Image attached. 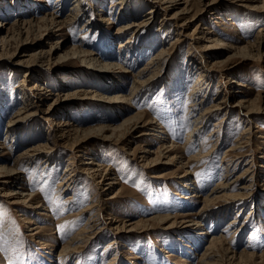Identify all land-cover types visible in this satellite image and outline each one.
Returning a JSON list of instances; mask_svg holds the SVG:
<instances>
[{
    "label": "rangeland",
    "instance_id": "rangeland-1",
    "mask_svg": "<svg viewBox=\"0 0 264 264\" xmlns=\"http://www.w3.org/2000/svg\"><path fill=\"white\" fill-rule=\"evenodd\" d=\"M117 1L82 0L80 12L86 14H79L75 24L51 34L43 18L32 28L14 35L4 48L6 53L0 54V163L12 167L17 154L39 143L52 148L32 162L21 161L17 165L19 178L12 180L15 184H0V264H108L112 258L114 264H264V45L252 52L247 47L256 35L264 34V30L261 31L264 29V7L256 10L250 7L262 2L214 0L215 9L200 11L203 2L212 0H191L190 10L181 14L182 19H187L185 26L175 27L168 16L183 7L182 0L168 9L163 3L127 0L123 10ZM22 2H30V10H25V14L16 10ZM73 5L74 0H0V19L6 18V27L16 19H38L45 13L48 16L57 11L62 19L71 13ZM152 5L156 12L151 20L137 28L134 25L129 45L119 46L131 32L121 35L117 28L128 21L140 22ZM121 12H127L128 17ZM196 24L210 28L212 39L237 49L245 48L256 56L249 58L237 49L229 53L220 48H212L205 54L206 41L190 38L200 37L196 30L202 27L194 30ZM56 41L57 49H50ZM76 46L96 53L92 56L97 57L107 46L106 51L113 52L116 58L100 57L99 60L118 66L109 74L89 70L84 66L86 63L72 54L56 60L58 54ZM138 46L144 49L140 54ZM161 49L164 51L155 77L142 86L135 84L133 89L135 75ZM39 51L51 62L32 66V72L27 71L25 65L13 64L26 58L33 61ZM10 52H14L13 56H9ZM213 61L221 62L212 64L207 70L199 67ZM25 71L27 76L24 77ZM149 72L146 71L142 79L150 75ZM199 72L211 86L208 94L199 92L196 97L204 102L200 104L201 110L217 102L225 91L233 95L221 109L213 112L206 126H198L199 139L191 142L186 138L190 125L188 117L193 114L189 111L193 109L190 92ZM24 79L27 81L21 85ZM231 79L241 85L230 82ZM61 80L65 84L63 87L59 86ZM112 80H117L119 85H112ZM34 82L52 93L46 100L36 99V107L16 116L23 101L32 100L28 88ZM77 89L95 91L109 99L54 101L58 93ZM23 92L25 99H21ZM114 96L121 100L113 99ZM239 100L243 105H238ZM51 103L53 111L47 120L42 110ZM248 109L253 112L245 116ZM136 112H143L142 119L155 121L147 131L149 134L140 135L141 127L129 134L110 130ZM53 119L61 124L69 122L62 126L69 132L67 137L58 138L54 146ZM9 121L14 126L10 132L7 131ZM214 122H219L216 127ZM100 125L109 128L103 132H89ZM214 130L218 131L211 134ZM219 135L215 153L210 157L209 150ZM77 139L80 145L74 150L80 153L73 155L92 157L102 165H89L110 169L117 182L113 188L102 190L105 188L102 180L96 184L87 173L75 170L71 173L74 182L69 189L56 192L58 183L65 178L68 157L74 152L70 144ZM237 141L240 148L227 151ZM163 143L175 147L160 157V162L144 166ZM145 150L152 153L145 154ZM226 151L234 155L230 157L234 161L226 177L230 186L211 194L218 181L225 180L220 159ZM207 152L208 159L189 161ZM142 155L146 160H141ZM166 156L174 159L166 160ZM45 160L49 161L44 164ZM80 162L81 157L75 158L73 168H80ZM187 168H194L193 173L181 181L180 175ZM7 188L28 193L27 198L32 197L31 204L27 200L13 202L19 197L4 195ZM238 192L247 195L234 200L224 197ZM114 193L117 197L109 199ZM68 196H71L70 203L65 200ZM207 196L210 200L206 203ZM92 202L95 206L86 209ZM102 204H105L104 209L93 216ZM229 204L232 206L228 207ZM109 213L115 221L109 220ZM161 215L175 217L159 219ZM90 216L94 221L89 226L93 227L85 234L104 226L99 232L100 238L92 237L85 244L72 241L71 237L86 226ZM186 218H193L201 226L182 222ZM29 219L42 227L37 238L44 245L30 235L34 224L27 223ZM232 221L236 227L242 226L240 232L232 233L235 228ZM117 225L123 230L114 229ZM130 228L133 230L128 232ZM211 237L220 240L228 250L221 253L214 252L215 248L210 250ZM111 240L116 244H111ZM67 246L76 251L58 257L59 251ZM206 249H209L208 256H202ZM246 252L254 256H243Z\"/></svg>",
    "mask_w": 264,
    "mask_h": 264
},
{
    "label": "bare ground",
    "instance_id": "bare-ground-1",
    "mask_svg": "<svg viewBox=\"0 0 264 264\" xmlns=\"http://www.w3.org/2000/svg\"><path fill=\"white\" fill-rule=\"evenodd\" d=\"M125 1H127V0H118L117 1V3L120 4V10L125 5L124 4ZM182 1L184 2L183 7L181 9H178V10L174 11L173 13H171L168 16V18H170V20L173 21L175 27H178V26L183 27V26H185L187 19L186 18H183L182 19V16L183 15H181V14L182 13H185V12H188L190 10V6L191 5L189 6V4L191 3V0H182ZM243 1H248V0H243ZM258 1H261L262 4L261 5H252V6H250L253 10H256V9H259V8L264 7V0H250L249 2H258ZM149 2L163 3V4L166 5L165 9H168L171 6L178 5L179 0H153V1L152 0H149ZM81 3H82V0H74L73 8L70 9L71 10V13L67 14L62 19H61V14L59 15L58 14V11L56 12V14H54L55 12L54 13L53 12L52 13H49L48 16H45L47 14V13H45L44 16L39 17L38 19H36L34 17L33 18H27V19L26 18L25 19H16L8 27L5 26V24H6L5 19L6 18H4L2 20L0 19V54L6 53V50L4 51V48L6 47V45L8 44V42L11 39L14 38V35H17V34H19L22 31H26L29 28H32V26L34 24H37L38 21H40L43 18L47 20V23H46L47 25L45 27H46V29H49L48 31L51 34H53L54 33V30H56V29H60V28H62L64 26L66 27L68 25L75 24L76 23V19L79 18V14L82 15V16L84 14H86V12H84V11H82V13L80 12V10H81L80 9ZM239 8L242 9L243 6L239 5ZM28 9L30 10V2H22V3H19L18 4L16 10L20 14H25L24 12H26ZM203 9L204 10H207V9L213 10V9H215V2H214V0H212L210 3H204L203 2V7H201L200 11H203ZM127 12H121V13L123 14V16H127L126 15ZM155 12H156V7H155V5H152V6H150V9L146 12V14L143 15V20H141L140 22L136 23L134 21H128L125 24L119 26L116 31L118 33H120L121 35L124 34V33H126V32H128V33L131 32L128 35V37L125 39V41L123 40V41H121L119 43L120 44L119 46L123 45V47H124L126 44L130 43L131 37H133V30H132L133 26L136 25V28H137V27H139V26H141L143 24H146L147 22H149L151 20V18L154 16ZM215 17H218V15L215 16ZM192 18H193V16L191 17V19ZM217 23L218 22L215 21V24H217ZM55 26H56V28L53 29V27H55ZM198 27H202V28H199L198 30H196ZM4 28H6V29H5V32L2 34V31L4 30ZM194 30L200 32V37H196L195 36L196 37L195 38L194 36L193 37L191 36L190 38L198 39V40H203V41L205 40L206 41L207 44L203 46L204 52L206 51L205 54L206 53L208 54V50H210L212 48L225 49L226 51H229V53H231L232 51L235 53V50L234 49H237V48H234L232 46H229V45L220 43V40H218V39H214V38L212 39V37L210 36V33L212 32V30L210 28H208V27H206L204 25L202 26L200 24H196ZM262 30H264V29H261V31ZM129 36H131V37H129ZM57 43H58V41H56L55 44L50 47V49L55 47V50H56L57 47H58ZM247 45H248L247 46L248 49L251 52L254 51L255 49H259V47H261L262 45H264V34L261 33V34L256 35L255 39H253V41L250 42ZM105 47H107V46H104L103 49L100 52L97 53V55H98V57H97V56H92V55H94L96 53L91 52V51H88V50H84V49L80 48L79 46L78 47L76 46V47H73L70 50H67V51L63 52L62 54H58L56 60H60L62 58H65V57L70 56L69 54H72L73 57L76 56L77 58H79L81 60V62L86 63V65H84V66L86 68H88L89 70H91V71L113 74L112 69H115V67L118 66V65L113 64L112 62H105V61H100L99 60L100 57L101 58H109V59L116 58V56H114L113 52L106 51V49L108 50V48H105ZM137 51H139V54H140V52L144 51L143 46H138L137 47ZM163 51L164 50L161 49L158 53H156L152 57V59L149 60L146 63V65L141 69V71H139L138 74L135 75V79H133V82H134L133 83V89H135V87H136L135 84H138L139 86H142L143 84L148 83L149 81H151L153 79V77H155L154 74L157 71V69H159L158 66L160 65V59H161L160 58V55L162 54ZM237 51L241 55L244 54V55L248 56L249 58H250V56H256V54L255 55L254 54H251L245 48L237 49ZM13 54H14V52H10L9 56H13ZM36 54H38V52H36ZM248 57H246V58H248ZM45 60H47V61H45ZM31 61L29 62V60L26 58V59L16 60L15 63H13V64H16L17 66H21V65L24 66L25 65V66H27V71L29 70L30 72H32V70H33L32 66H36V65L39 66V65H41L43 63H49L50 58L49 59H45L44 58L43 51H39V54L36 57V59L33 60L32 62ZM164 61L165 60H163V63H164ZM220 62L221 61H213L209 65H207V63L205 62L206 64H200L199 67H202L204 70H207V69H210V67H211L212 64H218ZM150 68H152V70H149ZM146 71L147 72L150 71L151 73L149 72L150 75H148L146 78L142 79V75L145 74ZM199 73H198L197 79L195 80V82L192 85L191 92H190V96H191L190 107L193 108V109L192 110H189V111L190 112L192 111L193 114L190 117H188V120L190 121V123H189L190 125H189V129H188V131L186 133V138H188V141H191V142H192V140H193V142H197V140L199 139L200 130L197 129L198 126L199 127L200 126L201 127L202 126L203 127L206 126V124H207L208 120L211 118L213 112L214 111H218L219 109H221L222 106L226 103L227 98H230L233 95V94L230 95L231 94L230 92H228V91L226 92L225 91L224 95L220 96V98H218L219 100L217 102H212V103H210L209 106L204 107L201 110L200 109L201 108L200 104H203L204 102H201V101L197 100L196 97L199 94V92H203V93L206 92V94H208L210 92V90H211V86L209 84L210 81H208L207 79H205L204 76L202 75V73H200V74ZM222 74H224V73H221V75ZM25 76H27V72L26 71L24 72V77ZM26 81L27 80L24 79V80L21 81L20 84L23 85ZM62 81L63 80H61V84H59L60 87H63L65 85ZM206 81H208V82H207V84L205 86L204 83ZM230 82H234L236 85H241L239 82H236L235 80H232V79L230 80ZM111 83H112V85H115V86L119 85V83H118L117 80H112ZM28 90L31 91L30 94H31V96L33 98L29 102H28V100L27 101H25V100L23 101V106L21 108H19V110L16 112V114H15L16 116H17V114H18V116H20L21 113H26V112H28L27 110H29L30 108L36 107L37 106V104L35 103V100L36 99H38L40 101L41 100L42 101L43 100H46L48 98V95L50 93H52V92H50L52 90L46 88L45 86H39L35 82L28 88ZM74 95H78V96H76L74 98H71ZM114 97L115 98H113V99H120L121 100V98H119L118 96H114ZM23 98L24 99L26 98V93L25 92H23L21 94V99H23ZM68 98H70V100H68ZM79 98H89V99H95L97 101H98V99H109V98H107V97H105V96H103L101 94H98L95 91H88V90H85L84 91L82 89H77V90H75L74 92H71V93H65V94L64 93H62V94L58 93L57 96H56V99H54V101L61 99L62 101L63 100H66L65 102L68 103V102H72L73 100L80 101ZM125 100L128 101L127 98H125ZM54 101H52V103ZM52 103L49 104L44 110H42L45 113L44 118L47 119V120H48L49 115L53 111L51 109ZM238 105H243V101L239 100L238 101ZM198 109L201 110V111L198 112ZM252 112H253V109H248L247 111L244 112V114H245V116H249ZM142 117H143V112L142 113L141 112H136V113H134L131 116V118L124 119L118 127H113L110 130H112V131L122 130V132H121L122 134H129V133H131V131L135 130L136 128L141 127V129L139 130L140 131V133H139L140 135L149 134L147 131L150 128L151 123H155V121L154 120H145V119H142ZM61 123H62L61 121H57V120H54V119L52 120L51 126L52 127H55L54 130H53L54 131L53 133L55 135H54V137L52 139L53 146L57 144L58 138H60V139L61 138H65V137H67V134L69 133L68 130L64 129L66 127H62L63 125L64 126L65 125H69V122H63V124H61ZM218 123L219 122H214V124H213L214 127H216L218 125ZM12 124H13V122H11V121H9L7 123V127H8V130L7 131L10 132L11 128L14 127ZM108 128L109 127H105V126L100 125L97 128L90 129L89 132L91 133V132H94L95 130L96 131L103 132L104 130H106ZM159 128H161V126H159ZM91 130H93V131H91ZM197 130H198V132H197ZM217 131L218 130H214V131H212L211 134H215V132H217ZM160 132L164 133L163 130H161ZM10 134L12 135V133H10ZM10 134H8V135L10 136ZM219 137H220V135L217 137L216 142L211 146V148L209 150V151H211L209 153L210 157L213 156L214 153H215V148L218 145L217 140L219 141ZM70 145H71V147H73V150H74V149L78 148L80 144H78V139H77L73 143H71ZM239 146H240V144L237 141L236 144H235V146H232L227 151L234 152L235 149L240 148ZM174 147L175 146H173L172 144L165 145L163 143L160 146H158L157 151L155 152V156L153 157V159L146 160L145 155L140 156V158H141V160L143 158H144V160H146L144 162V166L147 167L148 165L152 164V162H160V160H159L160 157H163L165 154H167ZM45 149H48V151L45 150ZM51 151H52V148L51 147H47L44 144L39 143V144H36L34 146H30V147L24 149L23 151H21L19 154H17L16 157L13 159V166L12 167L11 166L9 167V166H6V165L0 163V177H5L4 180H0V184H9V185H11L12 183L15 184V182H12V180H16L17 181L18 178H19V173H18L17 165H19V163H21V161H26L27 160L29 162H32L33 159H35L36 157L39 158V156H44L43 153H49ZM227 151L224 153V155L220 159V162H221L220 168L224 172L223 178H225V180H221L222 179L221 178L218 181V183L216 184V186L214 188V191H212L211 194L216 193V190H218V189L219 190H223L224 188L230 186L229 185V182H226L227 181L226 180V177H227V173H228V169H229L228 167L234 161L230 157H232V156L234 157V155L231 154V153H228ZM76 152L80 153L79 151L74 150V152H71L72 154L68 157L67 168H65V170H64V172H65L64 177L65 178L63 180H61L58 183V185H57L58 188H57L56 192H58V194L63 189H64V191H65V189H69V186L72 184V182H74V178H73L74 174H71V173H72V171H75V170H77V172L83 171V173H87V175H89L90 177H92L94 179V181H96V184H99V182L102 180L103 182H101V184H103L105 186V188H103L102 190H104V189H110V188H113L114 187V185L117 183L115 181L116 180V177L114 176V174L112 175L110 169H106V168L104 169L103 166L102 167H96V168H94L92 165H89V164H95V165H102V164H100L98 162H95L92 157L91 158H89V157L84 158L81 155H77V156L76 155H73V153L75 154ZM143 152H145V154L152 153V152H149V151H146V150L143 151ZM207 154H208V152L205 153V154H203V155H202V153H200L198 156H194L189 161H195L196 162V161L199 160V158H206V159H208ZM47 156H48V154H47ZM78 157H81V162L80 163H82V165H81L80 168H78V169L76 168L75 169V168H73L72 165L74 164V159L75 158H78ZM87 159L89 161H87V162L82 161V160H87ZM172 159H174V158L173 157H167L166 158V160H172ZM46 161H49V160H45L44 161V164H46ZM45 166L43 168H46ZM193 170H194V168H192V169H188V168L185 169L183 171V173L180 175L181 181L186 180L187 176L189 174H192L193 173ZM247 170L248 169L246 168L245 169V172ZM69 171H71V172H69ZM98 177H99V179H97ZM184 186L187 187L186 184ZM241 188H246V187H241ZM4 191H5L4 192V195H6V196L7 195H13V196L19 197L17 200L13 201L15 203L25 202L27 200V203L29 202V204H31L30 199L32 197L27 198L28 197L27 196L28 193L19 192L18 190H14V188L13 189H8L7 188ZM29 194H31V193H29ZM115 194L116 193H114L112 196H110L109 199L114 198V197H117V196H115ZM246 195L247 194L245 192H242V193H239L238 192V193L225 194L224 197H227V196L229 198L232 197L233 200H234V199L240 198L242 196H246ZM69 198H71V196H68L65 199L66 200V203L67 202L70 203ZM209 200L210 199H208V196L206 198H204V201L206 203ZM90 204H92V205L87 206L86 209H89V208L95 206L94 204H96V203L95 202H92ZM104 205L105 204H102L99 208H97L95 210V213L93 214V216L99 215L100 214V211L102 209H104L103 208ZM230 205L231 204H229L228 207H230ZM35 206H38V205H35ZM93 216H92V218H93ZM174 217L175 216L161 215L158 218L159 219H168V218H174ZM92 218L90 216L88 218V222L85 223L86 226L80 228V230H78L76 232V234L71 237L72 241L79 240V241H81V242H83L85 244L92 237H96L97 240H98V238H100L99 232L102 231V229H103L104 226L99 227V228H96V229L94 228L95 231L93 233H91V234H87V235L85 234L86 232L89 231L88 228L93 227V226H89V224L94 221V219H92ZM108 218L112 222L115 221L114 216L111 213H109ZM186 219H187L186 221H182V222H188L191 226L192 225L193 226H198V227L201 226L200 223L198 221L194 220L193 218H186ZM27 223L34 224V226L32 228H30V230H31V234L30 235L33 236L34 239H36V241L39 242V244L42 245L44 242L37 238V235L40 234V231H41V228L42 227L36 225L34 223V221L31 220V219H29L27 221ZM234 223H235V221H232L231 222L232 227H235L234 230H233V232H232L233 234L234 233H237V232H240L241 231V227H242V226L241 227H236L237 225H234ZM186 226L188 227L189 225H186ZM117 228H118V225L114 227V229H116V230H117ZM119 228L122 229V227H120V226H119ZM130 230H133V229L132 228L128 229V232H131ZM203 234H204V232H203ZM97 236H99V237H97ZM248 237L249 238H247V241L250 239V235H248ZM114 239H117V237L114 236ZM110 243L111 244H113V243L116 244V241L115 240L114 241L111 240ZM208 248L210 250H211V248H215L214 252H216V253H221L222 250L223 251H227L228 250V248L227 247H224L223 246V243L220 240H218L216 237H211V239L209 241ZM209 249H206L202 256H208L207 255V251ZM69 250H71L72 252H70ZM75 251L76 250L74 248H71V247H68V246L67 247H63L59 251L58 257L59 256H62L63 254L64 255L65 254H67V255L73 254ZM242 255L243 256L245 255L246 257H250V258H252L254 256L252 253H247V252L245 254L242 253ZM113 259L114 258H112V260ZM112 260L108 264H114L115 262L112 261Z\"/></svg>",
    "mask_w": 264,
    "mask_h": 264
}]
</instances>
